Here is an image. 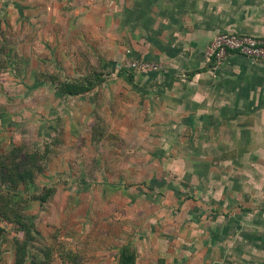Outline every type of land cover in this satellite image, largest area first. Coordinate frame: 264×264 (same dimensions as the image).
<instances>
[{"label": "rangeland", "instance_id": "374dc122", "mask_svg": "<svg viewBox=\"0 0 264 264\" xmlns=\"http://www.w3.org/2000/svg\"><path fill=\"white\" fill-rule=\"evenodd\" d=\"M25 14L0 15V264H201L233 222L263 224L264 116L184 123L130 66L120 17L82 37Z\"/></svg>", "mask_w": 264, "mask_h": 264}, {"label": "crops", "instance_id": "0c3cea01", "mask_svg": "<svg viewBox=\"0 0 264 264\" xmlns=\"http://www.w3.org/2000/svg\"><path fill=\"white\" fill-rule=\"evenodd\" d=\"M49 7L67 23L83 29L82 37L96 35L92 30H101L103 20L110 23L120 17L121 36L133 44L136 57L162 65L140 77L155 79L160 108L174 116L182 111L184 123L195 120L212 126L225 121L229 107L234 111L227 117L230 121L245 109L264 116V60L253 61L232 52L227 65L218 67L206 55L220 33L264 37V0H0V15L23 12L26 19ZM215 73L223 84H232L231 92H243L240 97L230 101L231 92L222 94L220 85H214ZM235 215L241 216L240 212ZM256 221L249 227L233 222L236 243L231 247L229 240L215 238L216 258L201 264H264V222ZM248 228L250 236L246 237ZM227 230L223 226V235ZM241 236L249 243L238 244ZM205 248L209 252L210 246Z\"/></svg>", "mask_w": 264, "mask_h": 264}, {"label": "built area", "instance_id": "2783aa9c", "mask_svg": "<svg viewBox=\"0 0 264 264\" xmlns=\"http://www.w3.org/2000/svg\"><path fill=\"white\" fill-rule=\"evenodd\" d=\"M234 51L254 60H264V37L254 35H239L229 32L218 34L208 46V61H215L219 66ZM131 53V51H129ZM130 66L139 73L157 70L159 65L143 59L134 58Z\"/></svg>", "mask_w": 264, "mask_h": 264}, {"label": "trees", "instance_id": "16d2710c", "mask_svg": "<svg viewBox=\"0 0 264 264\" xmlns=\"http://www.w3.org/2000/svg\"><path fill=\"white\" fill-rule=\"evenodd\" d=\"M230 52L232 53L234 51H230ZM210 63L212 65H216V62L214 60L211 61ZM68 90L71 92V94L77 93L75 87H70ZM51 191H52V188L51 187H45L44 189H42V191H40L38 193H31L30 195L32 197H34L35 199L39 200L41 203H44V202H46L48 200V198H49V196L51 194ZM9 192H10V190H9Z\"/></svg>", "mask_w": 264, "mask_h": 264}]
</instances>
